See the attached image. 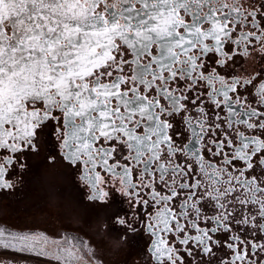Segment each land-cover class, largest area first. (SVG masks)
Returning <instances> with one entry per match:
<instances>
[{"label": "snow or ice", "instance_id": "obj_1", "mask_svg": "<svg viewBox=\"0 0 264 264\" xmlns=\"http://www.w3.org/2000/svg\"><path fill=\"white\" fill-rule=\"evenodd\" d=\"M255 56L264 0H0V188L54 138L143 264H264ZM47 243L0 227V264Z\"/></svg>", "mask_w": 264, "mask_h": 264}, {"label": "flooded vegetation", "instance_id": "obj_2", "mask_svg": "<svg viewBox=\"0 0 264 264\" xmlns=\"http://www.w3.org/2000/svg\"><path fill=\"white\" fill-rule=\"evenodd\" d=\"M261 71L264 62L260 56L243 64V72L248 74ZM53 154L57 159L49 162L47 158ZM24 163L25 168L19 170L17 166V174L12 177L14 187L0 188V227L51 237L57 241L56 247L61 242L75 255L80 254L78 260L82 264L90 257L81 247V240L92 247L102 264H143L147 236L130 232L127 239L117 241L116 232L108 234L99 228L108 210L87 199L88 189L75 170L60 159L54 138L43 144L39 154H28ZM120 199L116 197L117 201ZM122 207L126 209L127 205ZM20 221L28 222V226ZM30 254L8 253L16 257L15 264H70L47 252L39 256Z\"/></svg>", "mask_w": 264, "mask_h": 264}, {"label": "bare ground", "instance_id": "obj_3", "mask_svg": "<svg viewBox=\"0 0 264 264\" xmlns=\"http://www.w3.org/2000/svg\"><path fill=\"white\" fill-rule=\"evenodd\" d=\"M55 242H57V241H55ZM58 243L59 244L54 249H48L45 246L44 253L47 252L51 256L59 258L60 260L65 261V262L70 263V264H82L78 260V256L80 254L77 256L69 247L64 248L63 246L60 245V244H62L61 242H58Z\"/></svg>", "mask_w": 264, "mask_h": 264}, {"label": "built area", "instance_id": "obj_4", "mask_svg": "<svg viewBox=\"0 0 264 264\" xmlns=\"http://www.w3.org/2000/svg\"><path fill=\"white\" fill-rule=\"evenodd\" d=\"M45 237L48 238V243L46 245V248H48V249H54L56 247V242L51 237H48V236H45ZM28 254H30V253H28ZM30 255H33V253H31Z\"/></svg>", "mask_w": 264, "mask_h": 264}, {"label": "rangeland", "instance_id": "obj_5", "mask_svg": "<svg viewBox=\"0 0 264 264\" xmlns=\"http://www.w3.org/2000/svg\"><path fill=\"white\" fill-rule=\"evenodd\" d=\"M19 223H23L24 225V227H27L28 225H26V223H28V222H26V221H20Z\"/></svg>", "mask_w": 264, "mask_h": 264}]
</instances>
